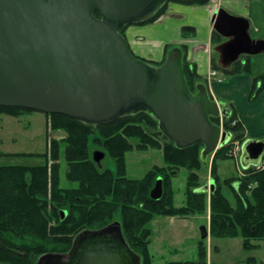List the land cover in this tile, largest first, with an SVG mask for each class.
<instances>
[{
    "label": "water",
    "instance_id": "obj_1",
    "mask_svg": "<svg viewBox=\"0 0 264 264\" xmlns=\"http://www.w3.org/2000/svg\"><path fill=\"white\" fill-rule=\"evenodd\" d=\"M169 1L0 0V106L63 114L92 125L147 112L177 147L203 142L200 158L207 164L231 140L211 117L228 116L230 108L212 99L202 83L196 93L189 89L181 48L170 49L164 62L154 65L137 58L122 34ZM213 29L225 38L213 46L223 69L264 52V39L251 36L244 16L220 8ZM263 156L264 137L243 142V168ZM162 182L157 178L152 198L162 196ZM202 234L209 236L206 226ZM37 264H141V257L114 221L81 231L68 252L45 253Z\"/></svg>",
    "mask_w": 264,
    "mask_h": 264
},
{
    "label": "trees",
    "instance_id": "obj_2",
    "mask_svg": "<svg viewBox=\"0 0 264 264\" xmlns=\"http://www.w3.org/2000/svg\"><path fill=\"white\" fill-rule=\"evenodd\" d=\"M173 1V0H171ZM188 4H207L210 0H174ZM165 3L155 14L139 23L158 19L166 10ZM99 15L98 11H95ZM137 23V24H139ZM192 26H184L183 32ZM124 31L122 34L124 35ZM125 36V35H124ZM215 44L223 38L213 32ZM170 47L167 48L168 53ZM223 69L213 67L227 76L252 75L250 55ZM139 58V57H138ZM166 58V56H165ZM154 65L161 62L149 61ZM183 71L189 89L196 93L203 77L183 58ZM264 75L253 76L250 102L263 90ZM32 109L0 106V114L19 116ZM51 131H63L61 138H49L44 152L0 153L6 157H38L39 164H0V263L37 264L48 252L66 253L74 238L85 229H97L119 221L129 246L141 257V264H208L207 238L198 242L195 260L158 262L151 251V222L158 216L188 218L210 212V236L214 238L242 237L245 250L264 248V169L250 166L244 174L221 182L218 160L232 158L233 142L249 138L235 109L225 117L223 128L231 133L229 143L220 147L211 162L200 158L203 142L180 148L160 129L158 121L147 112L122 116L105 125H92L63 114H46ZM211 121L220 124L219 118ZM264 137V135H263ZM104 150L114 162L115 171L99 168L91 158L90 146ZM62 147L63 155H62ZM161 150L164 164L154 165L143 177L127 175L126 154L132 150ZM62 159L65 178L75 187L62 185ZM210 164V165H209ZM210 166L213 191L202 190L199 172ZM181 168L188 172L185 202L177 206L173 178ZM162 178L163 194L151 197L157 178ZM230 187L234 203L223 192ZM217 250L218 246H214ZM245 264H257L255 256Z\"/></svg>",
    "mask_w": 264,
    "mask_h": 264
},
{
    "label": "rangeland",
    "instance_id": "obj_3",
    "mask_svg": "<svg viewBox=\"0 0 264 264\" xmlns=\"http://www.w3.org/2000/svg\"><path fill=\"white\" fill-rule=\"evenodd\" d=\"M220 3L221 0H218ZM169 4H175L170 1ZM264 4V0H263ZM198 5V4H196ZM221 5V4H220ZM254 5L252 14V31L253 38H264V7ZM222 6V5H221ZM237 12H240L237 10ZM230 13V12H229ZM233 15L239 16L240 14ZM186 20V18H184ZM149 22V23H153ZM139 24H131L128 30H135ZM258 29V31H256ZM126 30V29H125ZM193 35L190 30L184 31L182 36L187 38ZM181 43V42H180ZM149 45V46H148ZM146 49L156 46V43H148ZM172 46L170 49L174 48ZM169 49V50H170ZM156 49H153V56H157ZM139 59H146L138 53L134 54ZM214 56L218 58L217 52ZM247 58L245 57L244 60ZM253 74L264 73V52L250 56ZM206 86V84H204ZM207 88V86H206ZM65 134L63 131H51L48 127V119L46 114L40 111L26 112L19 116L8 114H0V153L13 152H44L47 149L49 138H61ZM263 137V136H261ZM253 138V137H252ZM260 138V137H259ZM245 138L238 139L235 142H243ZM242 144V143H241ZM62 147V155H63ZM232 150V149H231ZM230 150V151H231ZM91 158L96 162L99 168H109L115 171L116 166L114 160L102 150L90 146ZM241 156V155H240ZM213 156H211L212 159ZM127 175L133 178H141L154 165L162 166L164 164L162 152L158 149L150 148L148 150L139 151L132 150L126 154ZM62 167V185L64 187H75L77 184L68 181L65 178L66 165L64 159L61 160ZM42 162L38 157H6L0 156V164H39ZM211 162V160H210ZM210 165V164H209ZM204 166L199 172L200 182L205 185L214 183L210 173V166ZM218 175L223 180L229 177L242 176L240 174L243 166L238 162L237 158H229L226 160H218ZM187 170L181 168L173 178V187L175 189V203L177 206L185 202V188ZM215 189V183L210 191ZM223 192L230 201L234 203V197L230 187L223 185ZM151 226L153 234L151 236V251L154 258L158 262L168 260H195L197 258L198 242L202 239V227L207 226L209 236L208 244V264H245L247 257L255 256L257 264H264V248L256 250H245L242 247V237L235 238H214L210 236V212L202 215H195L188 218L158 216L152 222ZM262 244L264 242H261ZM214 246H218L216 250ZM3 264V263H0Z\"/></svg>",
    "mask_w": 264,
    "mask_h": 264
},
{
    "label": "crops",
    "instance_id": "obj_4",
    "mask_svg": "<svg viewBox=\"0 0 264 264\" xmlns=\"http://www.w3.org/2000/svg\"><path fill=\"white\" fill-rule=\"evenodd\" d=\"M218 2V0H210L204 5L181 1H175V4L170 5L168 2L165 12L153 23H139L135 30L126 28L124 35L131 52L138 53L149 61H163L168 47L181 48L183 58L203 77L202 82L206 84L211 98L217 102H223L230 109H235L243 122L246 136L259 138L264 135V81L263 90L254 102H250L249 95L253 76L264 75V73L227 76L218 70V73L211 79L208 75L211 70L215 69L213 67L215 57L213 46L216 44L212 36L215 31L213 18L217 11L224 8L230 13L246 17L250 21L251 33L253 28L251 16L254 12V5L264 7L263 0H221L220 3ZM184 26L194 28L192 36L183 38ZM224 40L225 38L220 42ZM152 42L156 43V46H150L149 50L146 49L148 43ZM153 49L158 51L156 57L153 56Z\"/></svg>",
    "mask_w": 264,
    "mask_h": 264
},
{
    "label": "built area",
    "instance_id": "obj_5",
    "mask_svg": "<svg viewBox=\"0 0 264 264\" xmlns=\"http://www.w3.org/2000/svg\"><path fill=\"white\" fill-rule=\"evenodd\" d=\"M217 74V71L216 70H211L209 72V79H211L212 77H214L215 75ZM224 119L225 117L223 115L220 116V126L222 127L223 129V123H224ZM241 143L242 142H233V147H232V150L230 151V155L233 157V158H237L238 159V162H239V159H240V155H241ZM256 168L258 169H264V156L263 158L261 159V161L255 165ZM241 175L244 174V170L241 169V172H240Z\"/></svg>",
    "mask_w": 264,
    "mask_h": 264
},
{
    "label": "flooded vegetation",
    "instance_id": "obj_6",
    "mask_svg": "<svg viewBox=\"0 0 264 264\" xmlns=\"http://www.w3.org/2000/svg\"><path fill=\"white\" fill-rule=\"evenodd\" d=\"M244 56H246V55H244ZM244 56L241 57V61H242V62H245V60H244L245 57H244ZM242 58H243V59H242Z\"/></svg>",
    "mask_w": 264,
    "mask_h": 264
},
{
    "label": "bare ground",
    "instance_id": "obj_7",
    "mask_svg": "<svg viewBox=\"0 0 264 264\" xmlns=\"http://www.w3.org/2000/svg\"><path fill=\"white\" fill-rule=\"evenodd\" d=\"M201 83L204 84L203 82H201ZM242 145H243V143L241 144V153H242ZM218 149H219V148H218ZM218 149H217V150H218Z\"/></svg>",
    "mask_w": 264,
    "mask_h": 264
}]
</instances>
